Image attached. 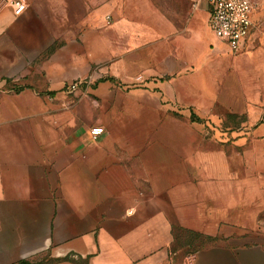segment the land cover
Returning a JSON list of instances; mask_svg holds the SVG:
<instances>
[{"label":"crops","instance_id":"crops-1","mask_svg":"<svg viewBox=\"0 0 264 264\" xmlns=\"http://www.w3.org/2000/svg\"><path fill=\"white\" fill-rule=\"evenodd\" d=\"M10 2L0 0V264H264V0L238 53L204 30L174 48L138 0L87 4L61 43L67 0H26L21 15ZM197 13L208 26L206 6ZM232 84L245 136L207 121Z\"/></svg>","mask_w":264,"mask_h":264},{"label":"rangeland","instance_id":"rangeland-1","mask_svg":"<svg viewBox=\"0 0 264 264\" xmlns=\"http://www.w3.org/2000/svg\"><path fill=\"white\" fill-rule=\"evenodd\" d=\"M69 2V12L67 14V25H66V36L60 37L59 43L63 40L68 42L69 39H72L76 32L72 31L70 24L77 23V13L80 14L83 18L85 17L88 9L87 4L90 7L100 5L106 0H67ZM131 0H127L130 2ZM146 17L154 18V22L161 29V39L171 43L175 48V44L185 45L189 40H196L200 35V31L204 30L206 33V40L211 44L213 33L207 32L208 26H206L205 15L200 13H193L191 10V0H138L137 6ZM207 27V28H206ZM202 38V37H200ZM178 39V40H177ZM216 39V38H215ZM177 40V41H176ZM217 40V39H216ZM57 43L54 45L53 49L57 48ZM221 87V91H222ZM241 86L239 85H227L226 90H229L232 95L231 97L226 93V96H229L228 100H221L214 103V105L209 108V112L213 114L216 120H207L211 126H221L223 130L229 127L242 128L241 133L237 132L231 134V132H222L220 131L217 134L215 131H211V134H216L217 137L226 136L227 138H233L242 134L246 135L245 125H246V114H244L245 102L238 100L239 90ZM263 102V101H261ZM264 103V102H263ZM239 133V134H238ZM255 137V136H254ZM257 137H261L260 134H257ZM232 140V139H231ZM259 221L264 224V212H261L258 216ZM180 235L184 238L185 231L180 230ZM180 246V245H178ZM201 245H195L196 247ZM46 257L41 258L38 262H42ZM49 264V263H46Z\"/></svg>","mask_w":264,"mask_h":264},{"label":"built area","instance_id":"built-area-1","mask_svg":"<svg viewBox=\"0 0 264 264\" xmlns=\"http://www.w3.org/2000/svg\"><path fill=\"white\" fill-rule=\"evenodd\" d=\"M10 4L15 15H21L27 9L26 0H11ZM203 5L207 8L208 27L214 37L226 44L231 52L238 53L252 32V16L257 0H191L192 12H199ZM141 79L139 77L138 81ZM90 82V79L79 80L66 89L69 93H74L80 85ZM102 135V129L95 128L91 131L94 140Z\"/></svg>","mask_w":264,"mask_h":264},{"label":"trees","instance_id":"trees-1","mask_svg":"<svg viewBox=\"0 0 264 264\" xmlns=\"http://www.w3.org/2000/svg\"><path fill=\"white\" fill-rule=\"evenodd\" d=\"M46 263H49V264H53V260L49 259V258H45L42 262H34V263H31V262H28V261H22L20 262L19 264H46Z\"/></svg>","mask_w":264,"mask_h":264}]
</instances>
